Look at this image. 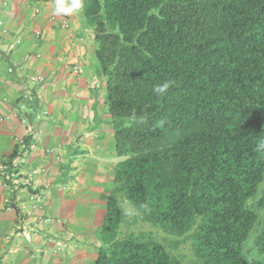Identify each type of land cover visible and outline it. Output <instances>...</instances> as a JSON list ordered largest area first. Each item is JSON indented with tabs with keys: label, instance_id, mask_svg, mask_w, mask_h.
I'll return each instance as SVG.
<instances>
[{
	"label": "trees",
	"instance_id": "obj_1",
	"mask_svg": "<svg viewBox=\"0 0 264 264\" xmlns=\"http://www.w3.org/2000/svg\"><path fill=\"white\" fill-rule=\"evenodd\" d=\"M85 4L122 157L94 264H264V0Z\"/></svg>",
	"mask_w": 264,
	"mask_h": 264
},
{
	"label": "crops",
	"instance_id": "obj_2",
	"mask_svg": "<svg viewBox=\"0 0 264 264\" xmlns=\"http://www.w3.org/2000/svg\"><path fill=\"white\" fill-rule=\"evenodd\" d=\"M53 8L0 0V264H94L98 251L75 243L95 240L96 224L101 236L121 160L94 30L84 9Z\"/></svg>",
	"mask_w": 264,
	"mask_h": 264
},
{
	"label": "rangeland",
	"instance_id": "obj_3",
	"mask_svg": "<svg viewBox=\"0 0 264 264\" xmlns=\"http://www.w3.org/2000/svg\"><path fill=\"white\" fill-rule=\"evenodd\" d=\"M95 47H96V44H95ZM90 149H91L90 146L87 147L86 150L83 152V154L90 152L89 151ZM91 150H93V148ZM118 159H119V157H117V156H114L113 157V160H116L117 161ZM121 159H122V157H121ZM76 167H78V166H76ZM75 176H76L75 177V180L77 181L78 180V176L77 175H75ZM111 186H112V184L109 185V188H108L107 191H110V188H112ZM72 190H73V185L70 186V187L67 185V188L65 189V192L66 193H69V192H72ZM119 200H120L121 205L123 206V208L127 211V221H128V223H126V224L124 223L122 225L121 231L123 233L130 232V231H133V232H135V231L136 232H139V231H153L154 235H157L159 237L164 235L160 230H158L157 228L153 227L152 225H150L148 223H144V222H138L136 224L131 223V221H132V219L134 217V210H133V207H132L130 201L129 200H126L124 198V195L121 194V193H119ZM88 212L91 213L92 211H88ZM98 227L99 226L96 224V226H95L96 231H94L95 234H93V236H94L93 238L95 240H93V241L90 240L89 243L86 242V241H80V240H78V241H76L75 244H77L78 247L81 246L84 250H89V251L91 250L94 254H96L97 251H98V248L100 246V243H101V241H99V239H101V236L99 237L100 228H98ZM73 228H77V227H73ZM87 228H86V230H87ZM75 230H76V233L78 231L79 232L84 231V230H82L80 228H77ZM86 230H85V232H86ZM74 237H76V236H74ZM249 243H253L251 239L247 240V244H249ZM69 244L72 245L73 243H72V241H69L68 239H67V241H63V242L57 241V251H59L60 249H63V247L64 248L69 247ZM71 251H73L72 248H71ZM178 252L183 255L184 260L186 262H189V261H191L193 259V251L191 249V243H190L189 240H187L185 243H183L180 246V248L178 249Z\"/></svg>",
	"mask_w": 264,
	"mask_h": 264
},
{
	"label": "clouds",
	"instance_id": "obj_4",
	"mask_svg": "<svg viewBox=\"0 0 264 264\" xmlns=\"http://www.w3.org/2000/svg\"><path fill=\"white\" fill-rule=\"evenodd\" d=\"M85 6V0H54L53 14L73 15L82 12ZM171 85L172 81L165 80L162 83L154 85L152 93L157 97L166 96ZM256 150L264 152V137L258 139Z\"/></svg>",
	"mask_w": 264,
	"mask_h": 264
},
{
	"label": "built area",
	"instance_id": "obj_5",
	"mask_svg": "<svg viewBox=\"0 0 264 264\" xmlns=\"http://www.w3.org/2000/svg\"><path fill=\"white\" fill-rule=\"evenodd\" d=\"M52 19L54 18L52 17ZM62 24L67 25V19L65 17H62Z\"/></svg>",
	"mask_w": 264,
	"mask_h": 264
}]
</instances>
